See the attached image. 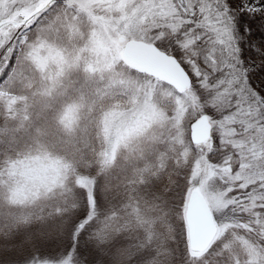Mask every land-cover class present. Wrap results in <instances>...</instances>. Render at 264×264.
<instances>
[{
    "label": "snow or ice",
    "instance_id": "snow-or-ice-1",
    "mask_svg": "<svg viewBox=\"0 0 264 264\" xmlns=\"http://www.w3.org/2000/svg\"><path fill=\"white\" fill-rule=\"evenodd\" d=\"M0 264H264V0H0Z\"/></svg>",
    "mask_w": 264,
    "mask_h": 264
}]
</instances>
